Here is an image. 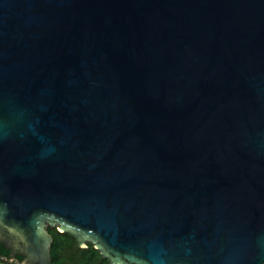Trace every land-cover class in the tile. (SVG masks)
I'll return each mask as SVG.
<instances>
[{
    "label": "water",
    "instance_id": "95a60500",
    "mask_svg": "<svg viewBox=\"0 0 264 264\" xmlns=\"http://www.w3.org/2000/svg\"><path fill=\"white\" fill-rule=\"evenodd\" d=\"M110 264H264V0H0V244Z\"/></svg>",
    "mask_w": 264,
    "mask_h": 264
},
{
    "label": "trees",
    "instance_id": "16d2710c",
    "mask_svg": "<svg viewBox=\"0 0 264 264\" xmlns=\"http://www.w3.org/2000/svg\"><path fill=\"white\" fill-rule=\"evenodd\" d=\"M53 238L50 264H110L100 252L90 243L86 248H80L76 239L68 233H60L56 228H48ZM17 262L11 261L10 252L0 244V264H19L22 258L17 256Z\"/></svg>",
    "mask_w": 264,
    "mask_h": 264
}]
</instances>
